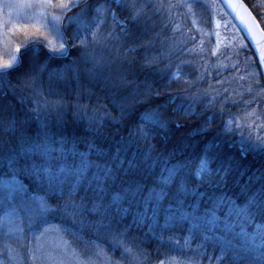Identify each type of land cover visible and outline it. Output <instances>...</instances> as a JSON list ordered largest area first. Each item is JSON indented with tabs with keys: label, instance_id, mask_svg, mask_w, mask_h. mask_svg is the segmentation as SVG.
I'll list each match as a JSON object with an SVG mask.
<instances>
[{
	"label": "snow or ice",
	"instance_id": "obj_1",
	"mask_svg": "<svg viewBox=\"0 0 264 264\" xmlns=\"http://www.w3.org/2000/svg\"><path fill=\"white\" fill-rule=\"evenodd\" d=\"M45 3L53 6V0ZM150 3L57 0L61 13L77 9L63 24L55 23L60 17L52 14L46 27L58 34V41L37 31L24 43L29 50L46 45L51 49L47 59L69 48L79 56L61 69H51L35 53L17 55V44L7 59H0V171L7 177L0 187L11 188L7 195L27 202L42 222L56 216L72 228L103 229L110 238L141 229L143 238L161 241L165 232L180 226L198 235L202 245H218V264H264V131L254 135L247 122L229 127L235 117L213 125L206 116L193 129L205 137L194 158L183 154L181 141L169 144L162 138L173 125L184 126L181 116L202 112L195 111L190 99L195 93L186 90L190 84L173 90L167 81L139 79L151 71L163 80L171 68V62L153 67L160 60L147 54L137 58L139 48L153 44L151 38L128 42L148 30L141 13ZM117 8L127 9L128 15L119 19ZM260 55L264 63V51ZM21 65H26L22 71ZM65 69L71 71L75 89L54 91L57 80L69 79ZM172 75L179 72L172 69ZM81 76L98 82L104 94L83 87ZM9 95L22 103L40 99L18 115ZM93 95L91 105L82 102ZM217 111L223 114V105ZM32 121L40 127L31 128ZM124 128L128 131L116 141L118 147L105 145ZM21 176L28 185L10 184Z\"/></svg>",
	"mask_w": 264,
	"mask_h": 264
},
{
	"label": "trees",
	"instance_id": "obj_2",
	"mask_svg": "<svg viewBox=\"0 0 264 264\" xmlns=\"http://www.w3.org/2000/svg\"><path fill=\"white\" fill-rule=\"evenodd\" d=\"M245 1L264 29V0ZM152 4L158 5V1ZM151 5L148 11L141 13V19L144 20L148 30L144 33H135L128 42H138L141 37L151 38L153 44L147 48H139L135 55L138 59L147 54L149 59L155 57L160 60V64H154L153 67H162L171 62V68L163 74V80L159 73L151 71L141 73L139 79L143 80L147 76L157 84L167 81V87L173 90L190 84L186 90L195 93L190 99L195 111L202 112L199 116L187 118L181 116L184 126L176 129L173 125L163 133L162 138L167 139L169 144L181 141L180 146L185 149L183 154L194 158L205 137L202 133L195 134L193 129L206 116L212 117L213 125L218 122L226 123L235 117L229 127L244 125L247 122L255 129L254 135L264 131L262 120L264 92L261 96L258 91L259 88L264 90V70L249 41L246 39L247 45H241L244 37L220 0H184L174 10L170 9L171 11L165 9L166 6L170 8L168 3L166 6L162 3L160 8H152ZM113 7L115 8L116 5L113 4ZM76 11L77 9L72 8L63 13L61 24L65 17ZM116 12L119 19L128 15L127 9L117 8ZM45 34L50 36L49 32ZM19 35L21 33L17 36ZM28 39L30 40L31 37ZM227 41H233L235 47L231 48L230 42ZM50 51L51 49L46 45H41L39 50L35 48L29 50L22 42L18 55L19 52H24L27 58L35 53L41 59H45L51 69H61L71 64L74 57L79 56L78 50L69 48L66 54L47 59L46 54ZM24 66L26 65H21L19 70L22 71ZM172 69L178 71L179 75L173 76ZM65 71L69 79L57 80L53 86L54 91L68 92L75 89L76 81L71 78V71L69 69ZM47 77L48 73L45 72V81ZM80 83L83 87L92 89L93 93L104 94L98 82H89L81 76ZM47 94L46 92L45 95ZM7 99L15 107L18 115H23L25 109L32 107L34 101L40 98L27 99L24 103L12 95ZM95 99L96 95H93L91 100L82 102L91 105ZM156 102L158 101H152V103ZM179 102V99L175 101V103ZM104 103L108 101L105 100ZM222 105L223 114L217 111ZM173 106L174 104H170L169 108ZM109 108H112L110 104ZM184 111L185 109L182 108L181 112ZM253 111L257 114L251 119ZM30 126L37 129L40 123L32 121ZM127 131V128L122 129L114 139L106 140L105 145H111L113 149L118 147L116 141L121 134L126 135ZM239 135L237 133V137ZM128 155H131V150ZM150 173L151 168L146 175ZM2 179L7 177L3 175V171H0V180ZM9 182L13 186L15 183L29 184V181L22 176ZM9 191L11 188L0 187V264H45L49 261H45L46 252L59 253L58 248L51 246L54 240L58 243L69 241V245L77 250L83 262L87 264H94L96 261L100 264H104L105 261L107 264H218L216 254L220 251L219 246L210 243L202 245L198 235L189 233L180 226L165 232L163 241L143 238L141 229H133L124 238H110V234L103 229L72 228L56 216H50L42 222L28 210L27 202H21L14 196L9 197L7 195ZM37 195L42 194L37 193ZM246 227L251 231L252 225ZM116 241H119V246H116ZM226 264H231V261H227Z\"/></svg>",
	"mask_w": 264,
	"mask_h": 264
},
{
	"label": "rangeland",
	"instance_id": "obj_3",
	"mask_svg": "<svg viewBox=\"0 0 264 264\" xmlns=\"http://www.w3.org/2000/svg\"><path fill=\"white\" fill-rule=\"evenodd\" d=\"M157 1V8H160L162 3H164L165 6L168 3L170 8H167L166 6L165 9L174 10L177 6H180V4H182V1L184 0ZM155 2L156 0H151V3L149 5ZM56 3L57 0H53V6L49 7L45 3V0H0V59H7L10 50H15L17 44L22 45V42L24 43L25 39L30 38L32 34L36 33L37 31L49 32L52 41L54 43L58 41V34L55 31H49L48 27H46L49 22L52 21L53 13L60 17V20L55 21V23H62L63 13H61L55 6ZM220 27L222 28V26ZM237 29L244 37L242 38L243 44L240 40L241 45L246 46L248 43V39L243 35L238 26ZM19 33H21V35L17 36ZM228 37H233V35H228ZM229 39L231 40L232 38ZM229 42V46L231 48H234L235 43L233 41H227V43ZM258 91L262 96L264 90H262V88H259ZM256 114L257 113L253 111L250 118L252 119ZM262 120L264 121V112L262 114ZM53 242L54 243L51 244V246L53 248H58L59 253L46 252L47 254L45 261H49L45 262V264H87L83 262V259L79 256L77 250L69 245V241H62L58 243L57 240H54ZM39 248L40 247L38 246L37 249ZM94 264L100 263L96 261ZM104 264H107V262L105 261Z\"/></svg>",
	"mask_w": 264,
	"mask_h": 264
},
{
	"label": "water",
	"instance_id": "obj_4",
	"mask_svg": "<svg viewBox=\"0 0 264 264\" xmlns=\"http://www.w3.org/2000/svg\"><path fill=\"white\" fill-rule=\"evenodd\" d=\"M220 1L243 35L248 39L264 70V63L261 62L260 55L264 51V29L257 16L245 0Z\"/></svg>",
	"mask_w": 264,
	"mask_h": 264
}]
</instances>
